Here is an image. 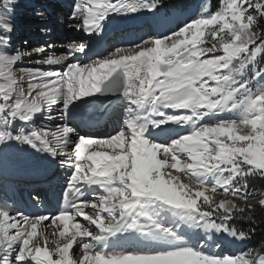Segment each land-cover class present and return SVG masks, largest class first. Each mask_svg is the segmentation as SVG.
I'll return each instance as SVG.
<instances>
[{"label": "snow or ice", "instance_id": "snow-or-ice-1", "mask_svg": "<svg viewBox=\"0 0 264 264\" xmlns=\"http://www.w3.org/2000/svg\"><path fill=\"white\" fill-rule=\"evenodd\" d=\"M14 7L0 0V151L47 154L68 175L64 206L54 213L0 208V264H264V249L217 255L207 239L179 228L249 238L228 222H254L247 178H264V0H222L215 13L205 7L86 65L70 59L86 54V41L64 55L13 49ZM162 7V0H78L69 27L100 36L111 19L157 17ZM33 54L41 57L35 66L21 67ZM113 93L126 102L113 133L59 123ZM41 117L54 127L32 128ZM218 189L225 198L216 201ZM42 222L54 226L55 239ZM130 238L143 247L118 250Z\"/></svg>", "mask_w": 264, "mask_h": 264}, {"label": "rangeland", "instance_id": "rangeland-1", "mask_svg": "<svg viewBox=\"0 0 264 264\" xmlns=\"http://www.w3.org/2000/svg\"><path fill=\"white\" fill-rule=\"evenodd\" d=\"M59 0H15V7L13 12L8 17L9 22H14V31L12 33V48L13 49H19L21 51H27L32 50L36 48H45L46 52L44 55L49 54H55V55H64L68 53V45L69 44H79L82 42L88 43L87 35L84 34L82 31H77L76 29L69 27L73 21L69 19L70 14L73 10V6L75 3L78 2V0H65L67 2L65 13L63 14V19L59 16L60 13H57V9L55 8L56 4H60L58 2ZM221 3L219 7H215L212 4V0H191L187 2L184 5H181L179 7L173 8V9H166L162 8L160 15L157 17H154V20L145 25V27L142 29H133V28H123L121 32H116L115 35L110 36L107 38L109 41L107 44H111L107 50V54H100L101 57H95L92 59L85 61L86 64L93 63L94 61L103 58L107 56L115 47H130V40H138L140 36H144L146 33L149 32H155L156 28H153V24H155V20H160L157 24L160 25V22L162 21L164 24H167L166 30L161 32H167L172 28H175L178 24H182L184 21L189 20L191 18H194L198 13H203V9L207 7L209 9L210 13H215L217 10H219ZM42 13L41 15H37V13ZM137 15V14H136ZM124 20V19H123ZM65 22H67L65 24ZM121 27H123L121 25ZM161 30V29H160ZM89 44V43H88ZM79 56L80 54H76ZM88 57V56H87ZM41 58L40 56H37L36 54H33L32 57L26 59L21 65V67H31L35 66V60ZM47 67V66H44ZM56 70H61L60 67L56 68ZM17 72H19V69H17ZM126 102H122V105H118V108L112 113L111 116V122H110V128L107 125V130L103 131V133L110 134L112 129H115L119 126V122L122 119L123 116V110L124 105ZM115 112V113H114ZM53 116L58 115V113L54 110L52 113ZM42 119V118H41ZM75 121H60L59 123H67L70 127H76V124H74ZM56 122H49L45 119H42L40 122V125L37 126V128H34L37 131L40 130H48L45 128L46 125L49 127H54V124ZM19 123L17 124V127H19ZM78 130H80L79 125L76 127ZM106 135V136H107ZM167 135V133L161 134L162 138ZM7 154V157L6 155ZM30 154V157H29ZM43 154H37L34 153L31 149H24L22 150L20 146H14L11 148H6L3 151H0V166L3 163H6L11 166H17L18 161L22 160H29L32 159V163L30 162V165H38ZM18 159V160H17ZM29 165H26L21 168H27ZM57 172V171H56ZM66 170L64 168H61L58 171V175L60 180H65L67 177ZM13 178V177H12ZM10 178H4L0 175V199H2V203H4V206L8 207L7 210H11L12 208L17 210L22 209L20 211L25 212L26 214H32L33 210H30L31 213L27 211V209H31L34 207H40L39 213H54L59 208V205L64 206L65 200H64V186H59L61 181H59L57 184L51 185V183L48 182V184L45 186L44 183H42L40 186H43L41 189H38L36 187H33L34 190H31L29 185L31 184L30 181H24L21 182L13 180ZM181 178L187 183L188 178L183 177L181 174ZM249 178V177H248ZM247 178V179H248ZM24 179V178H23ZM211 183V182H210ZM65 185V183H64ZM35 186V184L30 185ZM37 186V185H36ZM38 187V186H37ZM45 187V188H44ZM47 188V189H46ZM36 190V191H35ZM47 190V191H46ZM59 190V191H57ZM14 191L17 195L18 200L16 201V197H9L7 196V192ZM59 193L58 201L55 199L51 200L53 197V193ZM14 193V194H15ZM38 196V201L34 202H27L33 197ZM29 197V198H28ZM224 195L222 193L221 189H218L215 199L216 201H219L221 199H224ZM228 199H233L232 197H228ZM260 199H264V196H259L255 199H251V203L258 202ZM49 202V205H46V203ZM35 203V204H34ZM236 203H242L241 201H236ZM55 204V205H54ZM46 206V208L43 206ZM11 206V207H10ZM55 208V210H50V207ZM10 208V209H9ZM57 208V209H56ZM44 211V212H43ZM87 211H90V209H87ZM10 213H15L14 211H10ZM173 218L169 217V220L171 221ZM214 220H216L217 223H221L219 219H217L215 216L213 217ZM78 222L82 224H87V222L84 219H77ZM45 224H43V227L45 229ZM54 226L48 227L46 230L49 233V239L50 241L55 239L56 237H52L50 234L53 231ZM179 228L181 231H186L187 235L191 236L194 233L198 234L197 238L204 237L209 242V248L208 250L211 252H214L217 255H234L240 252L247 251L245 249V240L241 241L238 239H234L227 235V233H217L212 230H205L203 227L201 228H189L187 225H184L183 223L179 224ZM219 245V247H215V245ZM52 245L50 244V247ZM136 247H143V245L138 244L137 241H135L134 238H130L127 242L122 241L121 246L118 250H127L131 248ZM73 251H76L75 247Z\"/></svg>", "mask_w": 264, "mask_h": 264}, {"label": "bare ground", "instance_id": "bare-ground-1", "mask_svg": "<svg viewBox=\"0 0 264 264\" xmlns=\"http://www.w3.org/2000/svg\"><path fill=\"white\" fill-rule=\"evenodd\" d=\"M58 2L60 4H56L55 8L58 11L57 13H60L59 16L61 17V19L64 20L63 19V14L65 13V9H66L65 7L67 5V2L65 0H59ZM123 19L124 18H121V17H117L115 19H111V22L107 24V27H106L104 33H102L100 36H96V35L88 36L86 33H84L82 31L84 34L87 35V38L89 40L88 41L89 47L86 50V54H80L79 56L76 55L75 57H71L70 59H78V61L80 63L84 64L85 61H86V58H87V60H89V59H92V58H95V57H101L100 52H102L101 54H104V55L107 54V50H108L109 46L111 45V44H109V45L107 44L109 42L107 40L108 37L115 35L116 32H121L123 30V28H129L130 29V28L133 27V28H135L137 30H139L141 28L143 29L145 27V25L151 23L154 20V17L151 14H137V19L136 20L128 21L126 19H124V20ZM159 21L160 20H157V21L155 20V24L152 25L153 28L155 27L156 28L155 30L159 31V32L165 31L166 27H167L166 26L167 24H164L161 21L160 25H158L157 23ZM14 22H10V23H12L14 25ZM66 23L67 22H65V24ZM121 25L123 27H121ZM54 67L55 68H59L60 66H54ZM99 101H98L97 98H92L91 102L89 104L81 105V107L76 110V115L73 117L72 121H75L77 123L76 124V127H77V125H79V126L81 125V123L78 122L79 119H81L83 117H89L90 116L91 118H93V122H95L94 126H98V125H101V124H103V126L102 127L101 126L100 127H96L97 129L94 128L92 131L82 128L83 129L82 130L83 133H88L90 135L97 136V137H104V136L107 135V133H103V131H105V129L107 130V125L109 124V122H111V116H112V113H113L114 109L116 110L118 108L119 104L122 105V102L124 100H123V97L121 96V97L115 98L114 100H112V101H110L108 103H101ZM42 119H39L38 124H37L38 126L40 125V122L42 121ZM79 121H81V120H79ZM115 129H112L110 133H113ZM5 155L7 157V154H5ZM29 157H30V154H29ZM18 162L19 163H18L17 166H11V165H8L6 163H3L0 166V175L2 177H4V178H10V177L11 178L13 177L12 179L19 178L21 182H24L26 180L37 178L39 176V174H38L39 169L41 167H43V163L35 165V166L30 165V162L32 163V159H29V160H25L24 159L22 161L19 160ZM26 165H29L26 169L25 168H21V167H24ZM60 169H61V167L58 166L57 171H59ZM66 173H68L67 170H66ZM42 175L40 177H43ZM59 181H61V182L58 185V187L59 186L60 187L64 186V188H65L64 183H66V179L65 180H60L59 176H56L52 180L53 183L51 185H53V184L55 185ZM44 185L46 186V183H44ZM37 186L39 187V185H37ZM33 187H36V185L32 186V187L30 186L31 190H34ZM41 188H42V186H41ZM57 191H59V190H57ZM12 193H14V191H12ZM12 193L11 192H7V196H9L10 198L11 197H14V198L16 197V201H17L19 197H17L16 193L14 195H12ZM52 195H53L52 196L53 198L51 200L55 199L56 201H58V197H59L60 194L54 192ZM29 199L30 200L27 201V202H34V199H31V198H29ZM2 201L3 200L0 199V208H8V207L4 206V203H2ZM46 205H49V202L46 203ZM44 207L46 208L45 205L43 206V208ZM60 207H63V206L59 205V208ZM39 208L40 207H34L33 206V208H31V209H27V211L29 213L32 212V211L30 212V210H33V213L32 214H28V215H33V214L39 213ZM16 209H18V207ZM16 209L12 208L10 211H12V212L14 211L15 212ZM19 210H22V209L19 208ZM50 210H55V208H53V206H52V207H50ZM79 218L83 219V217H77V219H79ZM45 223L46 222H42V224L40 226V230H46L43 227V224H45Z\"/></svg>", "mask_w": 264, "mask_h": 264}, {"label": "trees", "instance_id": "trees-1", "mask_svg": "<svg viewBox=\"0 0 264 264\" xmlns=\"http://www.w3.org/2000/svg\"><path fill=\"white\" fill-rule=\"evenodd\" d=\"M191 0H162L163 7L166 9H173L181 5L186 4ZM221 0H212V4L215 7H219ZM258 67L264 68V59L259 60ZM248 191L254 193L255 199L264 192V178L259 176H250L247 179ZM255 208L253 209L254 222L247 219L235 218L228 222L229 227H234L238 231H244L248 233L249 238L245 240V249H264V206H260L259 203L253 202Z\"/></svg>", "mask_w": 264, "mask_h": 264}, {"label": "water", "instance_id": "water-1", "mask_svg": "<svg viewBox=\"0 0 264 264\" xmlns=\"http://www.w3.org/2000/svg\"><path fill=\"white\" fill-rule=\"evenodd\" d=\"M121 96H122V94L113 93V94H109L106 96H101L98 98V100H100L101 103H108V102L114 100L115 98L121 97Z\"/></svg>", "mask_w": 264, "mask_h": 264}]
</instances>
